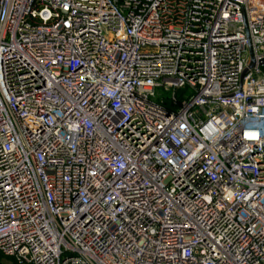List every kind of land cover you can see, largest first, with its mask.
<instances>
[{"label": "built area", "instance_id": "2783aa9c", "mask_svg": "<svg viewBox=\"0 0 264 264\" xmlns=\"http://www.w3.org/2000/svg\"><path fill=\"white\" fill-rule=\"evenodd\" d=\"M262 60L264 0H0V264H264Z\"/></svg>", "mask_w": 264, "mask_h": 264}, {"label": "water", "instance_id": "95a60500", "mask_svg": "<svg viewBox=\"0 0 264 264\" xmlns=\"http://www.w3.org/2000/svg\"><path fill=\"white\" fill-rule=\"evenodd\" d=\"M249 56H250V64H249V67L247 70L244 71L243 75L246 74L249 70H252L254 69V67L256 66L254 60H253V54H252V49L250 47V44H249ZM258 66L261 67V66H264V60H262L261 62L258 63Z\"/></svg>", "mask_w": 264, "mask_h": 264}, {"label": "rangeland", "instance_id": "374dc122", "mask_svg": "<svg viewBox=\"0 0 264 264\" xmlns=\"http://www.w3.org/2000/svg\"><path fill=\"white\" fill-rule=\"evenodd\" d=\"M0 262H10L9 260H6L5 258H3L1 255H0Z\"/></svg>", "mask_w": 264, "mask_h": 264}]
</instances>
